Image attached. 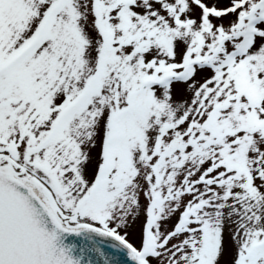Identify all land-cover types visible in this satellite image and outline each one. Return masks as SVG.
<instances>
[{"label": "snow or ice", "instance_id": "6c2138e0", "mask_svg": "<svg viewBox=\"0 0 264 264\" xmlns=\"http://www.w3.org/2000/svg\"><path fill=\"white\" fill-rule=\"evenodd\" d=\"M0 264H264V0H0Z\"/></svg>", "mask_w": 264, "mask_h": 264}, {"label": "rangeland", "instance_id": "374dc122", "mask_svg": "<svg viewBox=\"0 0 264 264\" xmlns=\"http://www.w3.org/2000/svg\"><path fill=\"white\" fill-rule=\"evenodd\" d=\"M131 239H133V241L135 242V240H136L135 235H133V236L131 237Z\"/></svg>", "mask_w": 264, "mask_h": 264}]
</instances>
